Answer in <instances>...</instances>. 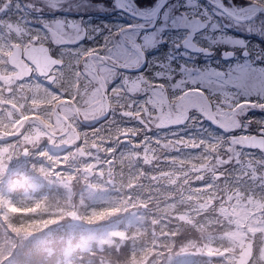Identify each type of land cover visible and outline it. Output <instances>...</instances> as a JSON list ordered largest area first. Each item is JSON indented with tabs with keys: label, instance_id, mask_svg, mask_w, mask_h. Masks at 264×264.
<instances>
[{
	"label": "snow or ice",
	"instance_id": "snow-or-ice-1",
	"mask_svg": "<svg viewBox=\"0 0 264 264\" xmlns=\"http://www.w3.org/2000/svg\"><path fill=\"white\" fill-rule=\"evenodd\" d=\"M65 11L95 21L122 76L150 80L156 96L168 89L202 110L210 97L264 101V0H69ZM244 103L264 114V103Z\"/></svg>",
	"mask_w": 264,
	"mask_h": 264
},
{
	"label": "trees",
	"instance_id": "trees-1",
	"mask_svg": "<svg viewBox=\"0 0 264 264\" xmlns=\"http://www.w3.org/2000/svg\"><path fill=\"white\" fill-rule=\"evenodd\" d=\"M26 1V0H24ZM84 20L86 21L85 23V27L87 28L88 34L87 37L83 40L80 48L82 49L81 52L85 53L86 51L88 52L89 50H94L95 51L99 50V49H104L105 46L103 43H101V38L98 34V31L95 30L94 25H95V21L89 23L87 22V17H84ZM66 61L69 64V69H68V74H69V78H71L72 81H74V69H72V58L67 57ZM72 75V76H71ZM115 89H113L114 91ZM116 106H114V110H116L115 108ZM124 161V162H123ZM117 162L118 164L120 163L121 165H123L122 163H124L125 166L124 170L125 173H122L124 176H120V181H119V176L116 175L115 176V180L119 183H123V185L127 184L126 177H129L131 175H136L138 173V165L139 163H136L134 168H131L130 163L127 159V161H125V158L119 156L117 158ZM48 170L49 169V165L46 168H41L39 166H36L34 169L29 168V173H37V172H41L42 170ZM66 171V168L64 169L63 172ZM13 177V176H12ZM237 178H235V175H232V180L230 181L231 186H235L237 183ZM125 182V183H124ZM101 184V181L99 182ZM122 185V186H123ZM74 186V184H73ZM179 186L182 188H184L182 180H179ZM137 195V197L141 198V199H145L146 196L144 195L142 190H138L135 193ZM115 196H119V195H125L122 187L120 188V190H118V192H115V194H113ZM8 197V193L6 190L1 189L0 190V215L3 217L2 211H3V207H2V201H4L6 198ZM36 200L41 201V196H39V194L35 193L34 196H30L29 198H24L20 195H18L17 198L13 199V205H15V207H17L20 210V215L17 216H11L9 215L7 218L3 217V219L6 220V226L10 231V234L15 238H12L11 242L8 243V249L15 255L18 254L16 256V258H14V264H32V261L34 259V257L36 256L37 253V247L34 243H27L25 241L23 242H18V238H16L17 235H15L13 233V231L15 229H20V233L21 234H26L29 231H35L37 234L42 232L45 227H47L48 225H53L57 223V218L59 215L53 214V213H48L46 211H51L50 209H47V203H41L40 205H38L36 208L35 207V203ZM170 201L176 203V204H180L182 205L181 207H185V203L183 202V199H179V200H171ZM166 200L162 201L161 205L156 206L157 200L155 199L154 195H151V197L149 198V210H151L150 215L155 218L157 220V224L154 227V231H156V234L161 236L159 239V243H157V245L159 244V247L155 248V252H153L151 254V260L150 263L147 264H155L156 262L160 261L161 263L164 262V256L166 255L165 253H167V251L171 250L173 251L174 249L171 248L172 242L174 240H177L178 245L176 246V249L180 248V246H188L189 250L191 249H196L199 247V243L197 242V240L200 238L201 235L205 234L206 229H197L195 227H193L194 225L196 226H203V225H208V224H200V223H195L194 225H187L186 226H181L180 224H170L169 222V215L171 214L170 211L167 210V204H166ZM115 204H105V203H101V204H96V205H91L88 207V209L86 210V214L83 213V218L84 219H88L89 220V216L90 214L93 212H98V210H101L103 208H112L114 207ZM32 210L27 211L28 208H30ZM34 209H37L38 211L35 212L33 211ZM107 216H103L102 218H100V222L104 221ZM201 218H203V220H208V215L206 214L205 216L202 215ZM69 221L68 218H65V223H67ZM96 223H98L96 221ZM23 225H25L24 227H22ZM145 227L146 224L142 225V229L144 232V235L142 233V231L140 232L139 236H137L136 234L132 238L131 241H128V244L124 247H122L120 250L118 251H114L112 248H104L105 250L97 255H92V254H87V251H81L79 250V248L74 249V251L72 252V257H76L77 255H86V258H77L76 260H71L69 259V257L67 258L64 254H62L59 258V264H70L73 261V264H134V262L136 261V257L140 256L142 251L145 248H148L149 245L151 243H154L155 240H153L154 235L150 236V233L146 234L145 233ZM190 227V228H188ZM119 231H128L131 230V228L129 229H124L123 227V223H119L116 227ZM4 229V227H3ZM133 230L138 231V228H133ZM80 232L78 229H73L71 227H67L65 226V228H56V237L65 240V234L67 235V237H71V236H76L78 235ZM174 233V237H171V234ZM6 235V232H0V238L1 236ZM128 236H130V233H128ZM5 240L8 239L5 237ZM192 239H195L196 242H193ZM11 244H15V247L13 250L10 249ZM161 245H165L164 249H162L160 246ZM3 243L0 241V254L1 251L3 250ZM87 252V253H86ZM38 262V260H37ZM1 264V262H0ZM174 264H189V263H174Z\"/></svg>",
	"mask_w": 264,
	"mask_h": 264
},
{
	"label": "rangeland",
	"instance_id": "rangeland-1",
	"mask_svg": "<svg viewBox=\"0 0 264 264\" xmlns=\"http://www.w3.org/2000/svg\"><path fill=\"white\" fill-rule=\"evenodd\" d=\"M6 6V5H5ZM68 26H71V24L68 23ZM4 30L7 31L8 33L11 34H20V35H27L29 34V32H27L25 30V28L23 27H19L13 23L7 22V23H0V30ZM49 31L53 32V29H49ZM26 32V33H25ZM55 41H60V45H63V41H61V39L56 36L53 35ZM84 66L85 67H89L88 64L86 62H84ZM90 69H92L91 67H89ZM104 74H105V82L106 83H110L113 80H115V75L112 72L107 71L104 67H102L101 70ZM122 89L128 92V90H131V92H135L140 90V82H138L137 84L133 85L131 83L130 80H128L126 77H124L122 80ZM126 88L128 90H126ZM129 93V92H128ZM37 94V92H33V95ZM81 95L80 97V102L79 104L81 105L80 107L82 108V116L85 119H90L91 117H94L95 115L99 118L102 116L103 112H104V102L103 99L100 95V91L99 89H95V88H87V87H82L81 91L79 92V95ZM115 95V99L116 96ZM145 97L150 98L151 99V106L152 109H154L157 113V117L156 119H159L160 122H163L164 126H169L172 127L174 126L175 123H178L179 121V116L178 113L175 112V110H172L167 104L164 98H161L159 96H156L155 93H149L146 92L145 93ZM134 101L136 100L133 99ZM239 100V98H235L233 101H237ZM232 104L229 103V107ZM66 112L68 114H70V112L68 110H66ZM118 116H120L121 120L124 121V117L126 116V112L121 111V112H117ZM7 114L5 115L3 113V115L0 116V120H5L7 119ZM209 119L212 120V118L210 117ZM234 120V114H232L231 112H229L228 114V118L227 116L224 117L223 119V124L227 123L228 121L230 123H232ZM30 128V133L25 137L23 136L21 139H23V142L21 143V145H31L32 144V140H37L40 136H44L43 135V131H42V127L38 124H36L35 122H29V126ZM107 129V128H106ZM72 132L76 133V130H72ZM72 134V133H71ZM67 135L65 137L64 141H60L59 142V148L63 145V147H68L69 145H71L74 141L75 135ZM85 135V134H84ZM65 143V144H64ZM181 145L187 146V143H183L181 141ZM57 145L55 146V148L58 147ZM101 152L103 153V150H98V153H96L95 155H93L92 153L88 152L85 153L86 157H91L93 156L94 159L98 162L101 159L104 161V155L101 156ZM108 156V155H106ZM236 157V156H235ZM4 159V160H3ZM111 159V158H108ZM237 159V157H236ZM11 162L8 151L4 149V151H0V176H7L10 173L14 172L13 169L8 168L9 163ZM239 166V168L245 172H252L255 169V166H241V164L238 162H236ZM187 171H190V169H187ZM56 179V178H55ZM24 181L29 184L30 186H38L39 185V180L37 182L36 179L31 178L30 176H26L24 178ZM55 184V186L57 188H60L63 193L65 195L70 194L71 195V187L69 182H67V180H57L53 183ZM102 191L100 189H98L95 185L93 184H86L85 185V197L88 200H96L99 198V194ZM231 195V196H230ZM230 195L228 196V198L226 199V204L229 206L230 208V217L226 218L227 221L230 224V229L229 233L226 234L224 233L222 236L225 238H229L232 239V241L236 244L237 247H241L244 242L247 241V239H260L262 241L260 247L258 248V253H259V258L264 260V216H261L259 214V212L257 211L260 208H263V201L261 199L257 200L254 198L255 196H253V194L250 193H243L242 191L240 193H230ZM253 197H252V196ZM202 194H198V198L195 199H199L197 205H195V207L197 209H206V207L208 206V202H209V198L202 197ZM9 208V207H8ZM168 210V209H167ZM220 211L223 212L222 209H220ZM251 211H255L254 213H252ZM190 213V212H189ZM134 214L136 213H132L129 215V221H133L134 220ZM187 212L183 213L180 216H177L179 219L186 221L187 219ZM263 215V214H262ZM65 219V217H64ZM226 219L223 218L222 215L218 216V221L217 218L213 217L210 218L211 220V224H213V222H216V226L219 225L218 223L220 222V224H222V226H225L227 224ZM247 221V225L243 226V222ZM211 232V231H209ZM114 234L109 233L107 234L105 237L100 238V239H96V242L98 244V246H102L104 243L106 242H110L111 241V235ZM114 235L116 236H122V234L120 233H115ZM209 246L205 247L204 250H208ZM211 250V249H209ZM150 255V254H149ZM188 254H185V256ZM189 256V255H188ZM172 260L169 259V262Z\"/></svg>",
	"mask_w": 264,
	"mask_h": 264
},
{
	"label": "flooded vegetation",
	"instance_id": "flooded-vegetation-1",
	"mask_svg": "<svg viewBox=\"0 0 264 264\" xmlns=\"http://www.w3.org/2000/svg\"><path fill=\"white\" fill-rule=\"evenodd\" d=\"M3 59H2V57L0 58V62L2 61ZM10 68V70H12V68L11 67H9ZM5 72V71H4ZM5 75H6V73H4ZM5 80H6V83L7 84H9V85H11L12 83H13V85L16 83V84H18V82L13 78V73H10L8 76L6 75V78H5ZM1 82H2V80H0V84H1ZM2 84H3V82H2ZM19 96V93H17L16 94V91H14L13 90V93L11 94V96H9V98L10 99H12V98H16V97H18Z\"/></svg>",
	"mask_w": 264,
	"mask_h": 264
},
{
	"label": "bare ground",
	"instance_id": "bare-ground-1",
	"mask_svg": "<svg viewBox=\"0 0 264 264\" xmlns=\"http://www.w3.org/2000/svg\"><path fill=\"white\" fill-rule=\"evenodd\" d=\"M8 21H4V22H2V23H7ZM3 30V29H2ZM4 34H5V32H3ZM22 56V58H20V64H21V66H27L29 63V57H26V56H24V55H21ZM13 72H15V71H12V73Z\"/></svg>",
	"mask_w": 264,
	"mask_h": 264
},
{
	"label": "water",
	"instance_id": "water-1",
	"mask_svg": "<svg viewBox=\"0 0 264 264\" xmlns=\"http://www.w3.org/2000/svg\"><path fill=\"white\" fill-rule=\"evenodd\" d=\"M251 145V144H250ZM246 257H247V254H246ZM243 260V259H242ZM243 262H246V258L243 260Z\"/></svg>",
	"mask_w": 264,
	"mask_h": 264
}]
</instances>
